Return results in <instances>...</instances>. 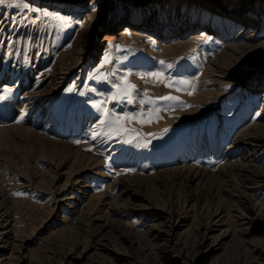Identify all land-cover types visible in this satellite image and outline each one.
<instances>
[{
    "label": "rangeland",
    "instance_id": "rangeland-1",
    "mask_svg": "<svg viewBox=\"0 0 264 264\" xmlns=\"http://www.w3.org/2000/svg\"><path fill=\"white\" fill-rule=\"evenodd\" d=\"M5 88L0 264H264V0H5Z\"/></svg>",
    "mask_w": 264,
    "mask_h": 264
},
{
    "label": "snow or ice",
    "instance_id": "snow-or-ice-1",
    "mask_svg": "<svg viewBox=\"0 0 264 264\" xmlns=\"http://www.w3.org/2000/svg\"><path fill=\"white\" fill-rule=\"evenodd\" d=\"M4 3H5V0H0V4H4ZM56 18L61 19V20L66 19V18L59 17V16H57ZM109 62H110L109 56H105L104 63L107 64ZM161 63H163V61H161ZM97 71H99V69ZM93 75L95 76V73ZM151 75L158 80H161L163 77V73H152ZM97 78L107 79L106 76H101V77H97ZM173 84H179V85L187 86L190 84V82L189 81H174V82H170L167 86L172 87ZM113 86L117 89V91L111 97V99L119 101V100H122L124 98H127L128 102H130V103L132 102V92L135 89V85L128 83L127 80L125 79V82L123 85L115 84ZM71 90L72 89H69V91H71ZM180 90H182V89L177 88V91H180ZM11 91L12 90L10 88H5L3 90V95H0V101L7 99L8 96L10 95ZM92 91H95V89H92ZM81 94L83 95V93H81ZM145 96L147 97V93L145 94ZM161 101L182 103V102H179L178 97L172 96V95L162 96V97L156 98L155 100H153L151 98H146V99H142L140 101V103L150 105L152 110H150L148 112H144L143 110H141L140 112L134 113V114L125 113L124 115H118L114 111H111L107 107L103 106L107 103V101H102L101 104L97 105V107L102 108L103 119L100 121V127L105 129V132L103 134L104 135H118V136L124 135V134H131V133H134L135 130L128 128L126 126V122L138 120L140 123H151L153 121V119H159L160 118L159 112L162 109H161V107H158L157 105ZM170 107H171V105H169V108ZM163 110H168V109H163ZM20 119L23 120V116H21ZM99 134L100 133L98 132L97 135H99ZM93 138H95V137H93ZM127 142L131 143L132 140H128ZM74 143L79 144L80 141H74ZM18 195H23V193H18Z\"/></svg>",
    "mask_w": 264,
    "mask_h": 264
},
{
    "label": "bare ground",
    "instance_id": "bare-ground-1",
    "mask_svg": "<svg viewBox=\"0 0 264 264\" xmlns=\"http://www.w3.org/2000/svg\"><path fill=\"white\" fill-rule=\"evenodd\" d=\"M98 51H101V48L99 47V49H98ZM264 97V96H263ZM264 99V98H263ZM249 144V143H248ZM262 145V144H261ZM250 146H252L251 147V150H254V149H256V148H259V147H256V144H254V143H252V145L250 144ZM249 146V147H250ZM262 147V146H261ZM230 148V147H229ZM248 149V148H247ZM246 150V149H245ZM246 152H247V150H246ZM250 152V151H249ZM248 152V153H249ZM249 155V154H248ZM248 155H244L242 158H243V162L245 163V162H247L248 161V164H249V162H250V159H249V156ZM231 156V155H230ZM246 166H247V164H244L243 166H242V169L241 170H239V171H242V173L244 172V169L246 168ZM255 173H253L251 176H249V177H254V180H255V183L257 184H261V182H258L259 180H264V172H257L256 170L254 171ZM248 177V178H249ZM255 199H256V197H255ZM257 199H258V196H257ZM256 199V200H257ZM251 201H252V197H251ZM260 201V200H259ZM247 214H249L248 212H247ZM220 215V212L219 211H216L215 212V217H217V216H219ZM243 215V214H242ZM250 218H251V220L252 219H254L255 218V215L253 214L252 216H250ZM249 218V219H250ZM217 220H219V219H217ZM216 223H217V221H215V224H214V226L213 227H218V226H216ZM249 223V222H248ZM2 237H3V233H0V241H1V239H2ZM212 236H211V234L210 233H207V235H206V237L204 238V242H203V245L202 246H204L205 244H206V246L205 247H209L210 248V244H213V243H215V242H213L212 240ZM207 241L209 242V245H207ZM205 247H201L200 249H203V248H205Z\"/></svg>",
    "mask_w": 264,
    "mask_h": 264
}]
</instances>
